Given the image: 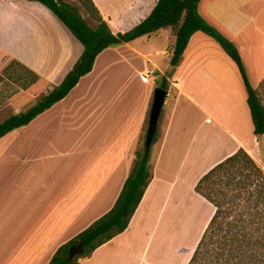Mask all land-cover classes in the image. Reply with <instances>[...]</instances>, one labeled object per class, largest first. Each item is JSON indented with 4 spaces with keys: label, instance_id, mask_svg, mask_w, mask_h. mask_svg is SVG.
<instances>
[{
    "label": "crops",
    "instance_id": "obj_1",
    "mask_svg": "<svg viewBox=\"0 0 264 264\" xmlns=\"http://www.w3.org/2000/svg\"><path fill=\"white\" fill-rule=\"evenodd\" d=\"M158 1L92 0L114 34L135 28ZM256 1L203 0L199 12L236 45L248 80L264 105V6L257 7ZM251 3L252 7L246 5ZM164 29L171 32L164 33L167 44L153 42L151 36L161 35ZM164 29L105 49L93 70L63 100L0 139V264H49L62 245L115 205L133 167L155 87L149 83L131 137L116 133L110 139L108 105L114 98H106L108 104L97 98L124 93V83L118 81L126 70L127 76L165 77L174 92V112L182 99L195 107L197 133L180 153L182 162L172 174L168 159L179 153L181 138L172 132V118L165 121L161 138L151 147H155L151 182L127 230L90 257L79 259V264H189L214 207L204 199L212 207L209 217H182L178 240L193 246L185 244L170 252L147 228V221L151 205L158 203L163 212L171 203L185 181L182 177L193 152L211 160L192 183L185 181V188L191 190L210 169L240 149L264 170V134L254 132L247 90L236 63L215 41L197 32L170 76L162 63L170 67L176 38L171 28ZM83 51L78 39L43 4L0 0V52L10 64L16 62L38 76L37 83L48 87L46 93L62 83ZM4 111L9 114L0 123L23 112L11 98L5 109L0 108V115ZM110 141L117 144L109 146ZM114 147L115 155L110 152ZM178 209L177 215L184 208Z\"/></svg>",
    "mask_w": 264,
    "mask_h": 264
},
{
    "label": "trees",
    "instance_id": "obj_2",
    "mask_svg": "<svg viewBox=\"0 0 264 264\" xmlns=\"http://www.w3.org/2000/svg\"><path fill=\"white\" fill-rule=\"evenodd\" d=\"M46 6L83 45L84 51L61 84L53 86L28 110L0 123V139L27 126L40 114L63 100L94 67L105 49L130 43L164 28H171L176 38L171 66H178L192 36L203 32L214 39L236 63L243 77L248 105L256 135L264 134V105L246 75L236 45L206 21L199 12L203 0H159L151 14L132 30L114 34L92 0H79V6L64 0H28ZM85 11L95 25L89 24ZM18 64L12 62L11 65ZM10 67V66H9ZM33 75L35 80L38 76ZM159 87L168 90L164 77ZM144 131L146 129L144 128ZM157 128L151 147L161 138ZM143 146L134 156L131 172L113 208L94 221L75 238L62 245L49 264H79L100 246L125 232L151 182V147ZM195 192L214 207L213 216L189 264H264V170L240 149L205 175ZM84 243L81 255L70 256L72 247Z\"/></svg>",
    "mask_w": 264,
    "mask_h": 264
},
{
    "label": "rangeland",
    "instance_id": "obj_3",
    "mask_svg": "<svg viewBox=\"0 0 264 264\" xmlns=\"http://www.w3.org/2000/svg\"><path fill=\"white\" fill-rule=\"evenodd\" d=\"M64 1L79 6V0ZM253 3L257 7L264 6V0H257ZM253 3L246 5L252 7ZM82 13L89 24L94 26L95 23L91 18H89V15L85 11H82ZM160 33L162 36L159 34H153L151 36L153 39L152 41L161 45L167 44V38L164 33H167L168 35V33H171L170 30L164 29ZM199 35L206 37L211 42L215 41L203 32H200ZM147 39V37L144 38L145 41H148ZM173 42H175V40ZM10 62L11 61L9 59H6V57L0 52V108L5 109L6 101L11 98L14 107H19L23 111H26L36 104L38 99L46 93L48 87L47 85H44L42 83H37L38 81L34 79L33 75L25 71L22 67L18 66V64L11 65ZM9 64L10 67L6 69ZM169 66L171 67V65ZM162 67L164 72L169 74L170 67H166V63H162ZM128 74L130 73H128V71L126 70L125 75L120 77L118 81V85L124 83V93H122L120 96H116L115 94H101L102 96L97 98L100 103L103 102L105 104H108L106 103V98H114L113 103L108 105L110 114L108 136H110V139L116 133H118L120 136L122 134L125 139L131 137L134 131L132 125H136L138 117H140V114H142L141 112L143 110V107L145 106L144 97L146 94V90H148L151 86L149 83L153 82L155 85L153 90L154 98L155 90L159 87V83L162 81V79L158 77V75L152 74L153 78L148 79L144 76V74L140 75L139 77H133L132 74L127 76ZM172 74L173 71L169 75L171 76ZM168 93H170V95L168 96V98H166V102L163 107V114L161 115V118L159 120L158 127L161 136L163 133L165 121L167 122L170 118H172V132L176 131L175 133H177L181 138L179 143L181 146L178 151L179 153L175 155L173 154L168 159V164H170L171 166L172 174H175V172H177V170L179 169L180 163L182 162V156L180 155V153H182V150H184L187 144L191 143L192 138L195 137L197 133V115L195 107L187 100L183 99L180 102L177 111L174 112V92L171 90L170 84ZM153 98L149 107L148 118L144 126L146 131L149 127ZM8 114L9 113L4 111L0 115V119L5 118ZM146 131H144L142 134L139 147L143 146L144 144ZM114 142H116L117 144V141ZM114 142L110 141L109 146ZM116 151L117 148L115 147L110 149L111 154L115 155ZM154 153L155 147L153 148V150H151V154L153 155ZM210 160V157L207 158V156H197L195 152H193V156H191L188 160L189 167L186 168V170L188 171L185 170L182 178H185V181L192 183L195 180L197 174H199V172H201L210 163ZM184 183L179 184L171 198V203L166 205L163 212H161V205L156 202L150 206L149 210V222L147 221V228H149L157 235V241L160 240L162 245L164 244V247H166V250L168 252H170V250H176L180 246H184L186 244L181 243V241L178 240V238H180L179 236L181 232L180 225L182 224V222H184V219L182 217H185L187 215L189 217L195 215L198 217H204L205 215H207L209 217L210 213L212 212V207L204 200V198L202 199L201 196L199 197L195 192V189L191 190V187L185 188L186 186ZM158 201H160V199ZM180 207L184 209L183 211H181L182 209H180V213L179 215H177L176 211H179L178 208ZM183 213L185 214L184 216ZM175 214L178 217H175L174 222L173 217L175 216ZM174 235L178 236L177 240H174ZM186 245L190 247L193 246L192 244ZM196 264L206 263L199 261Z\"/></svg>",
    "mask_w": 264,
    "mask_h": 264
},
{
    "label": "water",
    "instance_id": "obj_4",
    "mask_svg": "<svg viewBox=\"0 0 264 264\" xmlns=\"http://www.w3.org/2000/svg\"><path fill=\"white\" fill-rule=\"evenodd\" d=\"M173 69L174 67L171 66L169 73H171ZM167 96L168 90H165L161 87L156 88L150 112L149 127L146 139V146L148 149L151 147L152 139L157 130ZM84 246V243H79L78 245L72 247L70 250V256L74 257L76 254L81 255L84 250Z\"/></svg>",
    "mask_w": 264,
    "mask_h": 264
}]
</instances>
